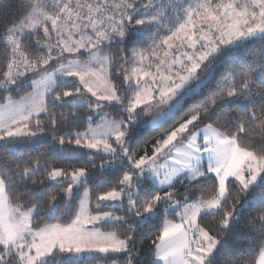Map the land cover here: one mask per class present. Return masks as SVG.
Returning a JSON list of instances; mask_svg holds the SVG:
<instances>
[{"label":"snow or ice","instance_id":"snow-or-ice-1","mask_svg":"<svg viewBox=\"0 0 264 264\" xmlns=\"http://www.w3.org/2000/svg\"><path fill=\"white\" fill-rule=\"evenodd\" d=\"M0 264H264V0H17Z\"/></svg>","mask_w":264,"mask_h":264},{"label":"trees","instance_id":"trees-1","mask_svg":"<svg viewBox=\"0 0 264 264\" xmlns=\"http://www.w3.org/2000/svg\"><path fill=\"white\" fill-rule=\"evenodd\" d=\"M16 4L17 0H0V17L10 14L14 10ZM14 99H19V97H14ZM149 246V244H145L144 251H147Z\"/></svg>","mask_w":264,"mask_h":264}]
</instances>
